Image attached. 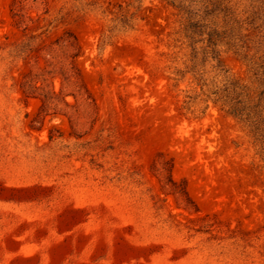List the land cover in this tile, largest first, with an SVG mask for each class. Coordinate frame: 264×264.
I'll return each instance as SVG.
<instances>
[{
	"label": "rangeland",
	"instance_id": "rangeland-1",
	"mask_svg": "<svg viewBox=\"0 0 264 264\" xmlns=\"http://www.w3.org/2000/svg\"><path fill=\"white\" fill-rule=\"evenodd\" d=\"M177 12L0 0V264H264V163L217 106L182 112Z\"/></svg>",
	"mask_w": 264,
	"mask_h": 264
},
{
	"label": "trees",
	"instance_id": "trees-1",
	"mask_svg": "<svg viewBox=\"0 0 264 264\" xmlns=\"http://www.w3.org/2000/svg\"><path fill=\"white\" fill-rule=\"evenodd\" d=\"M164 1L178 11L179 34L190 49L184 68H176L171 77L178 83L189 74L194 84L181 104L182 112L197 118L209 104L217 106L242 125L264 163V53L256 58L245 43L264 29V1ZM220 47L240 55L247 79L235 77L221 65ZM200 51L202 57L198 56Z\"/></svg>",
	"mask_w": 264,
	"mask_h": 264
}]
</instances>
